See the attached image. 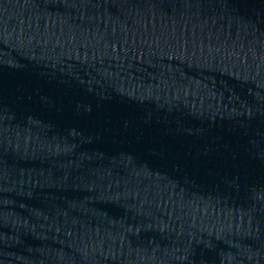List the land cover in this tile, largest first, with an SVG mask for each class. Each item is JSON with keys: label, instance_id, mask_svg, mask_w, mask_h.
<instances>
[{"label": "water", "instance_id": "water-1", "mask_svg": "<svg viewBox=\"0 0 264 264\" xmlns=\"http://www.w3.org/2000/svg\"><path fill=\"white\" fill-rule=\"evenodd\" d=\"M0 264H264V0H0Z\"/></svg>", "mask_w": 264, "mask_h": 264}]
</instances>
